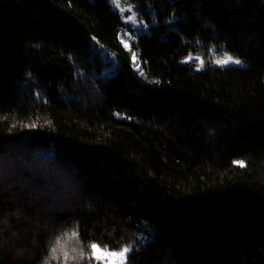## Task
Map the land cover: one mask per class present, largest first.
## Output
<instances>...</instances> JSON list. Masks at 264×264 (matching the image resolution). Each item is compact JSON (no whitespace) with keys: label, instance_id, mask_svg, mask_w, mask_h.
Returning a JSON list of instances; mask_svg holds the SVG:
<instances>
[{"label":"trees","instance_id":"1","mask_svg":"<svg viewBox=\"0 0 264 264\" xmlns=\"http://www.w3.org/2000/svg\"><path fill=\"white\" fill-rule=\"evenodd\" d=\"M132 1L143 77L112 0H0V264H264V0Z\"/></svg>","mask_w":264,"mask_h":264},{"label":"rangeland","instance_id":"2","mask_svg":"<svg viewBox=\"0 0 264 264\" xmlns=\"http://www.w3.org/2000/svg\"><path fill=\"white\" fill-rule=\"evenodd\" d=\"M112 3H113L114 10L119 12L121 19L125 25L124 32L121 37V42L123 43L126 49L131 50V56L135 54V56L137 57V60L135 61V65H136V68L137 66H139V70H138L139 76L143 77V74H141V72L142 73L144 72L143 64L140 62L139 57L136 54V52H134V50L131 49V44H132V41L135 39V36H134L135 33H138L142 29L148 30L149 21L143 16H141L139 12L141 5L133 2L132 0H112ZM148 9L152 13H154L153 8H151V6L150 8L148 7ZM129 17H133V19H129ZM104 51H105L104 54H105V58L107 62L106 70H109V68L110 70H113L118 64L119 59L113 52H109L108 49H105ZM216 56H217V60H220V59L226 58V56L228 55L221 56L220 58L218 54ZM231 64H235V63H231ZM101 248L103 249V247ZM107 250L110 252L121 251V250H110V249H107ZM110 259L113 262V264H119L118 258H110ZM127 263H128V254H127V258L124 264H127ZM93 264H105V262L97 261L95 259Z\"/></svg>","mask_w":264,"mask_h":264},{"label":"snow or ice","instance_id":"3","mask_svg":"<svg viewBox=\"0 0 264 264\" xmlns=\"http://www.w3.org/2000/svg\"><path fill=\"white\" fill-rule=\"evenodd\" d=\"M129 19H133V17H129ZM131 59L133 60V62L137 60V57L135 56V54L132 55ZM216 63L220 65H227L229 63L241 64L242 61L228 55L226 56V58L217 60ZM137 70H139V66H137ZM141 74L143 73L141 72ZM239 163L241 164V166H243L242 162H239ZM90 249H91L92 256L89 257V259H92L94 257L97 261H104L105 264H113L110 258H118L119 264H124L127 258V254L131 250L130 248L125 247L119 252H110L106 248L102 249L97 243L91 244Z\"/></svg>","mask_w":264,"mask_h":264}]
</instances>
